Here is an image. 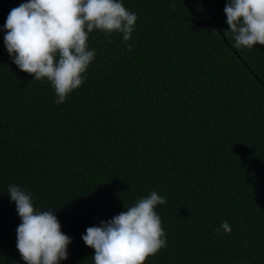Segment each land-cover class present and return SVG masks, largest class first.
<instances>
[{"label":"trees","instance_id":"16d2710c","mask_svg":"<svg viewBox=\"0 0 264 264\" xmlns=\"http://www.w3.org/2000/svg\"><path fill=\"white\" fill-rule=\"evenodd\" d=\"M25 2L0 0V29ZM121 2L132 38L90 33L96 58L60 105L0 30V264H25L9 184L54 208L60 264H94L86 229L153 191L167 243L144 264H264V45L233 47L227 0Z\"/></svg>","mask_w":264,"mask_h":264},{"label":"clouds","instance_id":"9594fccd","mask_svg":"<svg viewBox=\"0 0 264 264\" xmlns=\"http://www.w3.org/2000/svg\"><path fill=\"white\" fill-rule=\"evenodd\" d=\"M224 13L234 48L264 45V0H227ZM136 21L137 14L121 0H27L9 12L0 30L12 62L36 81L50 82L54 103L60 105L84 83L96 58L95 49L88 47L89 34L119 33L127 42ZM8 196L21 220L16 248L25 264L67 260L72 239L61 231L54 208H34L31 194L15 184L8 185ZM165 203L166 197L153 191L99 226L88 227L81 238L94 250V264H144L166 247V233L155 211ZM221 230L231 232L227 221L216 232Z\"/></svg>","mask_w":264,"mask_h":264}]
</instances>
